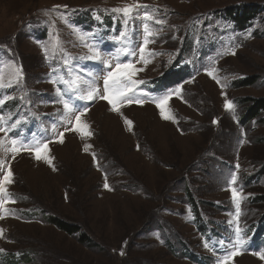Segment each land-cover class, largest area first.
Instances as JSON below:
<instances>
[{
    "label": "rangeland",
    "instance_id": "rangeland-1",
    "mask_svg": "<svg viewBox=\"0 0 264 264\" xmlns=\"http://www.w3.org/2000/svg\"><path fill=\"white\" fill-rule=\"evenodd\" d=\"M137 4L149 7L127 26L111 11ZM250 8L260 13L243 30L223 16ZM145 24L153 35L141 59ZM121 31L135 56L123 53ZM92 33L113 68L131 60L140 69L119 111L99 96L77 99L90 86L104 95L107 70L84 58ZM179 55L191 76L144 89L145 80L172 85ZM21 66L20 84L0 90L15 97L0 106V126L21 123L0 140L44 151L37 160L0 146V180L12 173L0 192V264H220L233 251L227 264H264V109L243 119L264 99V0H0L5 84ZM165 96L168 119L157 107ZM6 252L22 260L8 263Z\"/></svg>",
    "mask_w": 264,
    "mask_h": 264
},
{
    "label": "snow or ice",
    "instance_id": "snow-or-ice-1",
    "mask_svg": "<svg viewBox=\"0 0 264 264\" xmlns=\"http://www.w3.org/2000/svg\"><path fill=\"white\" fill-rule=\"evenodd\" d=\"M149 6L147 5H141L137 4L135 6L129 5L125 6L123 8L117 7L114 9H111V11L115 14H118L122 17L123 20V25L127 26L128 21L130 18L134 19V14L137 13L140 9H147ZM144 19L147 21H152L153 17L148 14L147 11L144 12ZM114 22H115V17H114ZM156 23H161V21H156ZM144 38H143V44L139 46V52L141 53V59L144 58L146 46L149 44V37L153 35L152 33L149 32L148 30V25H144ZM118 41L120 40H128L129 43L123 47L122 51L125 54L126 57L128 56H135V41L132 40L128 34L124 31H121L118 36ZM88 41H91V44L89 45V51L90 55L84 57L85 59L94 61V62H99L103 67L101 68V71L107 70L106 75L103 78L104 81V95L99 94V90L96 89L94 86H90L89 90L86 92V94L80 95L77 97L78 100H87V101H92L94 100L97 96H99L100 99L107 100L113 107L114 111H119V108L117 107V104L123 101H127L128 103L133 102V97L129 95V93L133 92V89L131 87H128L127 84L131 83H141L139 81H134L132 78L135 76L136 72L139 71L140 69H137L135 65L132 63L131 60H129L127 63H120L117 62L115 64V67L113 68L111 66L110 61L106 60L104 58V55L101 54L102 51V46L100 45L99 41L96 39V34L92 33L90 36H88L87 40H84L83 42L88 44ZM151 55V53H150ZM65 63H67L65 61ZM55 72V69L53 70ZM211 75V73H209ZM97 75V73H93V76ZM22 78V66L18 67L15 69V79L9 80L7 84L4 83L3 77L0 76V90L6 89V88H11L15 85H19L20 81ZM94 84V81H93ZM15 99V97H0V106H3L6 102L7 99ZM168 96L164 97V100L160 103H157V107L161 109V115L164 116V106L167 103ZM21 99H23L21 97ZM71 97L68 99H64L63 102V107L66 111V113H71L73 112V104L70 103ZM136 103H143L142 100H135ZM225 108L226 109H232L233 104L231 101H226L225 103ZM84 111H87V108L84 109ZM63 118H67L62 117ZM164 118L168 119L170 117L164 116ZM4 117L0 115V121H3ZM76 121H80V116H76ZM215 122V121H214ZM21 122L17 120L15 123H12L10 128L6 129L5 127L0 126V132H4L7 135L8 131L14 130L18 127V125ZM128 123H131L130 121ZM18 135V134H17ZM60 136L63 137V133H60ZM60 142L62 143L63 140L61 139ZM11 147H7L5 142L3 140H0V146H4L6 151H9L13 154H16L20 151H30V152H35V158L37 160H40L42 158L41 156V150L39 148H32V147H25V141L24 140H17V139H12L10 141ZM19 145V146H18ZM87 147V146H86ZM43 148L47 149L48 144L44 143ZM50 162V161H49ZM239 167V165H237ZM12 176L11 170L9 169L8 172L3 176V179L0 180V192H5L4 184L10 182V178ZM236 181V177H232V182L234 183ZM105 187H108L107 183L105 184ZM233 198L236 199L238 197V192L235 187L231 189ZM5 201L0 200V205H3ZM237 209L239 210V201H237ZM237 233H239L241 230L239 227L236 229ZM207 246V245H206ZM0 251H3L0 249ZM238 251H233L231 255H225L223 261L220 262V264H227V261L230 260L232 257L238 255ZM261 258H264L262 256Z\"/></svg>",
    "mask_w": 264,
    "mask_h": 264
},
{
    "label": "trees",
    "instance_id": "trees-1",
    "mask_svg": "<svg viewBox=\"0 0 264 264\" xmlns=\"http://www.w3.org/2000/svg\"><path fill=\"white\" fill-rule=\"evenodd\" d=\"M259 13H260V10L250 8L246 11H244L243 9L242 10H235L231 13L226 11L224 15H225V17H227L228 19H230L231 21H233L235 23L234 25L236 26V28L243 30L247 26L248 22L253 20L254 18H256L259 15ZM184 59L185 58L182 55L177 56V59L174 61L173 66L177 60L184 61ZM190 71H191V69L188 66V64L184 63V65L181 69L177 70V72L171 73V75L169 76L170 81L167 84L177 82L178 78L180 77L181 74L183 75L184 73H186V76H187L190 73ZM162 76H163V74H161L157 78L152 79V82H155V81L159 82V80H155V79H159ZM176 76H178V78H176ZM175 78L177 79V81L175 80ZM251 102L252 103L250 105L246 106V110H245L246 112L244 114V117L252 118V117L258 116L259 112H261L264 109V99L259 100V101L252 100ZM263 199L264 198H261V200H263ZM55 220H57V219H54V221ZM55 223H56L58 228H60L61 230L65 231L67 233L74 234L77 232V229L73 228V226H69V225L63 223L62 221L57 220V221H55ZM5 260L8 263H13V261L22 260V256L16 252H14L10 257L9 253L6 252L5 253Z\"/></svg>",
    "mask_w": 264,
    "mask_h": 264
},
{
    "label": "flooded vegetation",
    "instance_id": "flooded-vegetation-1",
    "mask_svg": "<svg viewBox=\"0 0 264 264\" xmlns=\"http://www.w3.org/2000/svg\"><path fill=\"white\" fill-rule=\"evenodd\" d=\"M243 119H244V120H246V119H248V120H249L250 118H249V117H244Z\"/></svg>",
    "mask_w": 264,
    "mask_h": 264
},
{
    "label": "bare ground",
    "instance_id": "bare-ground-1",
    "mask_svg": "<svg viewBox=\"0 0 264 264\" xmlns=\"http://www.w3.org/2000/svg\"><path fill=\"white\" fill-rule=\"evenodd\" d=\"M43 151H44V150H43ZM43 151H42V152H43ZM42 152H41V153H42Z\"/></svg>",
    "mask_w": 264,
    "mask_h": 264
}]
</instances>
